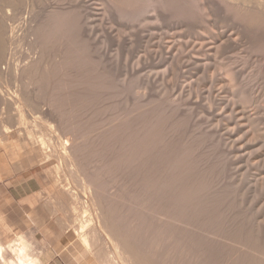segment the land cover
Returning a JSON list of instances; mask_svg holds the SVG:
<instances>
[{
	"label": "rangeland",
	"instance_id": "374dc122",
	"mask_svg": "<svg viewBox=\"0 0 264 264\" xmlns=\"http://www.w3.org/2000/svg\"><path fill=\"white\" fill-rule=\"evenodd\" d=\"M18 1L0 0V20L10 21L14 34L7 52L14 61L0 55V170L6 182L14 175L13 184L31 183L34 193L26 199L24 213L15 218L0 204V238L15 243L23 240L28 259L35 264L43 251L51 264L115 263L102 236L93 239L97 244L90 237V249L74 229L81 210L77 213L71 202L75 193L79 202L86 198L82 199L78 172L62 167L64 148H58L65 146L70 147V155L78 152L72 158L86 179L101 187L92 188L102 198L99 203L114 207H108L112 213L115 210V216L109 217L102 205L109 212V229L114 236L119 234L120 250L130 249L133 262L264 264V13L245 9L240 0ZM65 15L76 26L51 25L54 40L48 36L51 29L45 35L50 20ZM42 24L48 28L44 30ZM27 62H34L31 69H20L17 74L15 69ZM44 136L48 139L45 148L37 139ZM167 180L177 184L178 191ZM192 187L199 194L191 192ZM192 197H202L199 218L194 211L200 202ZM170 199H177L182 207L174 204L177 209ZM154 202L163 204L158 207L165 212L168 207L171 217L155 215L163 209ZM191 212L194 215L189 216ZM182 216L186 219L181 224ZM186 220L199 227L194 223L193 228ZM186 223L196 231L190 233Z\"/></svg>",
	"mask_w": 264,
	"mask_h": 264
},
{
	"label": "bare ground",
	"instance_id": "6f19581e",
	"mask_svg": "<svg viewBox=\"0 0 264 264\" xmlns=\"http://www.w3.org/2000/svg\"><path fill=\"white\" fill-rule=\"evenodd\" d=\"M8 1H12V2H10V4L11 3H13V1L14 2H16L17 3V1L18 0H8ZM20 1V0H19ZM18 1V2H19ZM211 1V0H210ZM240 1H243L241 4H242V6H245V9L247 8H249V10L252 12V10L251 9H253V10H256L257 12H262V13H264V0H240ZM1 3V2H0ZM7 3H9V2H7ZM9 5V4H8ZM232 7H233V4H230ZM6 6H7V4H6ZM227 6V5H226ZM229 6V5H228ZM235 6H238V5H235ZM230 9V8H229ZM232 9V8H231ZM237 10L239 11V7L237 8ZM58 11V10H57ZM233 11V10H232ZM244 11H246V10H244ZM243 11V12H244ZM59 12V11H58ZM250 12V13H251ZM246 13H249L248 11L246 12ZM251 14H256V13H251ZM260 14V13H259ZM242 15V14H241ZM253 15L251 16L252 18H254V17H256V16H258V15H255L254 17H253ZM62 16V15H61ZM261 16V15H260ZM259 16V17H260ZM68 16H66L65 15V17H60L61 19H65V21H63V20H61L60 21V18L58 17V19H57V17H53L51 20H50V22L47 24L46 23V25L45 26H53V25H60V26H62V25H66V24H72V25H74L75 24V22H71L70 20H69V17L67 18ZM240 17V16H239ZM244 17V16H243ZM10 18V17H9ZM73 19V17H71L70 16V19ZM76 19H77V17H75ZM80 18V17H79ZM245 18V17H244ZM261 18H262V16H261ZM2 19L3 20H0V55H4V54H6V57L8 58V60L10 59V60H13V59H11L10 58V52L9 53H7L8 52V49H9V47H10V45H12V42H13V39H14V34H12V30L10 31V29H9V22L7 21V19H6V21L4 20V18L2 17ZM11 19V18H10ZM9 19V20H10ZM43 19V18H42ZM83 19V18H82ZM260 19V18H259ZM262 19H264V18H262ZM77 20H79V19H77ZM81 20V19H80ZM249 20V19H248ZM46 21V20H45ZM48 21H49V19H48ZM63 21V22H62ZM74 21V20H73ZM31 22V21H30ZM35 22V21H34ZM44 21H42V23H43ZM88 22V21H87ZM258 22H259V20H258ZM12 23V22H11ZM83 23H85L86 24V21L85 22H83ZM255 23H256V21H255ZM262 23V22H261ZM43 24H45V22L43 23ZM43 24H42V26H43ZM70 24V25H71ZM76 24H77V22H76ZM76 24H75V26H76ZM88 24V23H87ZM260 24V23H259ZM263 24V23H262ZM11 25V24H10ZM20 25V24H19ZM58 25V26H59ZM42 26L40 25V27H41V30H42ZM52 26H51V28L49 27H46V28H48L47 30H46V28L43 26V29L44 30H46L45 31V35H47L46 34V32L48 33L49 31V29H51V31L48 33V36L49 37H53V36H50L51 35V33H52V31L53 30H55V29H52ZM67 26V25H66ZM78 26V25H77ZM85 26V25H84ZM63 27V26H62ZM68 27V26H67ZM72 27V26H71ZM32 28V27H31ZM37 28H38V25H37ZM53 28H54V26H53ZM66 28V27H65ZM79 28V27H78ZM77 28V29H78ZM34 29V28H33ZM72 29V28H71ZM74 29H75V27H74ZM43 30V31H44ZM58 31V30H57ZM57 31H54V32H57ZM73 31V30H72ZM53 32V33H54ZM40 33H42V32H40ZM67 33V32H66ZM62 34V33H61ZM60 34V36H62ZM69 34H70V32H69ZM29 35V34H28ZM39 35V34H38ZM42 35H43V33H42ZM64 35V34H63ZM73 35V34H72ZM44 36V35H43ZM42 36V37H43ZM67 36H69V35H67ZM77 37H78V35H76ZM21 37H22V35H21ZM31 37V36H30ZM37 37V36H36ZM40 37V36H39ZM45 37H47V36H45ZM45 37H43L44 39H45ZM57 37V36H56ZM18 38V37H17ZM59 38V37H58ZM71 38V37H70ZM69 38V39H70ZM21 39V38H20ZM36 39V38H35ZM43 39V40H44ZM47 39V38H46ZM45 39V40H46ZM53 39V38H52ZM56 39V38H55ZM64 39V38H63ZM30 40V39H29ZM38 40V39H37ZM42 40V41H43ZM54 40V39H53ZM52 40V41H53ZM57 40V39H56ZM59 40V39H58ZM67 40V39H66ZM71 40V39H70ZM31 41V40H30ZM72 41H74V39L72 40ZM22 42V41H21ZM47 42V41H46ZM46 42L44 41V43L46 44ZM65 42V41H64ZM18 43V42H17ZM17 43H15V44H17ZM72 43V42H71ZM65 44H67V43H65ZM69 44V43H68ZM44 45V44H43ZM49 45V44H48ZM47 46V45H46ZM50 46V45H49ZM48 46V47H49ZM20 47V46H19ZM39 47V46H38ZM40 47H41V45H40ZM67 47V46H66ZM74 47V46H73ZM15 48V47H14ZM44 48V47H43ZM61 48V47H60ZM75 48V47H74ZM80 48V47H79ZM11 49H12V47H11ZM46 49V48H45ZM70 48H68V50H69ZM48 50V49H47ZM62 49H60V51H61ZM67 50V51H68ZM77 50V49H76ZM51 51V50H50ZM66 51V50H65ZM38 52V51H37ZM63 52H64V50H63ZM70 52V51H69ZM14 53V52H13ZM40 53V52H39ZM42 53V52H41ZM65 53V52H64ZM67 53V52H66ZM12 54V53H11ZM67 55H68V53H67ZM65 56V55H64ZM4 57H5V55H4ZM3 57V58H4ZM7 58H5V60L7 59ZM18 58V57H17ZM37 58V57H36ZM19 59V58H18ZM41 59V58H40ZM78 59V58H77ZM29 60V59H28ZM65 60H67V59H65ZM75 60H76V58H75ZM14 61V60H13ZM32 61V60H31ZM35 61V60H34ZM71 61V60H70ZM12 62V61H11ZM47 62V61H46ZM63 62V61H62ZM73 62V61H72ZM34 63V62H33ZM33 63H31V62H27V63H25L21 68H20V66H18L17 64V66H18V69H15L16 70V73L18 74V72H20V69L22 70H24L25 72H27L25 69H28V68H30L31 69V67L33 66ZM12 64V63H11ZM11 64H9V65H11ZM44 64V63H43ZM68 64H70V63H68ZM72 64V63H71ZM47 65V64H46ZM14 66H15V63H14ZM37 66V65H36ZM43 66V65H42ZM47 67V66H46ZM52 67V66H51ZM15 68V67H14ZM17 68V67H16ZM39 68V67H38ZM13 69V68H12ZM36 69H37V67H36ZM36 71V70H35ZM31 73V72H30ZM17 74H16V77H17ZM21 74H23V73H21ZM28 75V74H27ZM30 75V74H29ZM24 76V75H23ZM18 78V77H17ZM23 80H24V78H23ZM31 84H34V83H31ZM20 93V92H19ZM18 93V94H19ZM17 94V93H16ZM8 96H10V95H8ZM6 97V96H5ZM13 98H15V100H16V98L17 97H13ZM12 99V98H11ZM30 99V98H29ZM28 99V100H29ZM79 99V98H78ZM31 100V99H30ZM33 100V99H32ZM5 101V100H4ZM8 102V101H7ZM31 102V101H30ZM5 103V102H4ZM15 103V102H14ZM35 103V102H34ZM15 105V104H14ZM41 105V104H40ZM50 111V110H49ZM53 112V111H52ZM51 114V113H50ZM161 115V114H160ZM53 117V116H52ZM165 117V116H164ZM21 118H23V116L21 117ZM160 120H161V118H160ZM159 120V121H160ZM23 121H24V118H23ZM23 121L22 122H20L19 121V123H23ZM25 121H27V120H25ZM158 121V120H157ZM163 122V121H162ZM36 123V122H35ZM165 123V122H164ZM156 125H157V123H156ZM155 125V126H156ZM62 126V125H61ZM142 126H144V125H142ZM4 128V134H7L8 133V128L7 127H3ZM53 128V127H52ZM61 128V127H60ZM154 128V127H153ZM161 128V127H160ZM144 129V128H143ZM151 129V128H150ZM151 130H153V129H151ZM39 131V130H38ZM139 131H141V130H139ZM143 131V130H142ZM148 131V130H147ZM32 132H34V131H32ZM138 132V131H137ZM149 132V131H148ZM31 133V132H30ZM53 133V132H52ZM58 133V132H57ZM128 133V132H127ZM152 133H153V131H152ZM151 133V134H152ZM3 134V135H4ZM38 134H39V132H38ZM60 135H61V133H59ZM123 134V133H122ZM131 134V133H130ZM129 134V135H130ZM137 134V133H136ZM150 134V133H149ZM154 134V133H153ZM34 135H36L35 133H34ZM125 135V134H124ZM123 135V136H124ZM39 136V135H38ZM43 136V135H42ZM149 136V135H148ZM147 136V137H148ZM37 137V136H36ZM57 137V136H56ZM125 137V136H124ZM132 137V136H131ZM131 137H130V139H131ZM143 137V136H142ZM151 137L152 136H150L149 138L151 139ZM40 137H38L37 139H38V141L40 140L42 143H43V146H44V144L46 143V140L48 141V139L44 136L43 138L41 137V139H39ZM53 138V137H52ZM62 138H63V136H62ZM138 138H141V137H138ZM55 139V138H54ZM61 139V138H60ZM64 139V138H63ZM68 139H69V137H68ZM147 139V138H146ZM66 141H67V139H65ZM114 140H115V138H114ZM120 140V139H119ZM129 140V139H128ZM141 140H144V139H141ZM141 140H139L138 139V141H141ZM35 141V140H34ZM37 141V142H38ZM65 141V142H66ZM121 141V140H120ZM147 141V140H146ZM40 142V143H41ZM59 142V141H58ZM127 142H129V143H132V142H130V140L129 141H127ZM48 143V142H47ZM46 143V144H47ZM53 143V142H52ZM60 144H61V146L63 145V143H61V141L59 142ZM69 143V142H68ZM124 143V142H123ZM134 143H137V146H139L140 144H141V142H140V144L138 145V142H134ZM147 143H148V141H147ZM161 143H162V141H161ZM59 144V145H60ZM127 144V143H126ZM126 144H125V146H126ZM145 144V143H144ZM50 145V144H49ZM65 145V144H64ZM69 146H70V144H68ZM150 145V144H149ZM148 145V146H149ZM157 145H159V144H157ZM67 146V145H66ZM132 147L134 146V144H132L131 145ZM160 146H162V145H160ZM171 146V145H170ZM58 147V146H57ZM56 147V148H57ZM179 147V146H178ZM44 148H45V146H44ZM44 148H43V150H44ZM62 148H64V151H62V152H60V153H62V155L60 154V156H61V158L63 159L62 161V167L64 166V168L63 169H65V167L66 168H68V169H71L72 171L73 170H75L76 172H78V173H76L77 175H78V179H80L79 181H80V183H81V185L83 186V190H84V194L82 195L83 197H82V199H84V198H86V200H81L80 199V197H79V199H80V202H79V200H78V198H76L77 196H78V193L76 194L75 193V195H76V197L74 196L73 197V195H72V197L73 198H75L74 200H72V204H71V206L74 204L75 206L73 207L72 206V208L74 209L75 208V211H76V209H77V213H79L78 211H79V209L81 210V212L78 214V216L76 215V218H77V220H78V222L77 223H75L74 222V219H73V221H71V219H72V217H71V219H70V221H71V223L72 222H74L75 224H74V229H76L77 231H78V233H80L81 234V236L80 237H82V241L84 242V246H87V247H89V246H92V244H91V240H90V237H93V238H91L92 239V242H93V239H95L96 237H97V235H100V236H102L104 239H103V241H105V243L106 244H108L109 245V248H111V250L112 251H110V253L109 254H112L113 253V258L114 259H116L114 262L116 263V264H145L144 263V260H143V262H141L140 261V259H139V257H137L138 259H139V261L137 260V258H136V256H135V258H136V262H133L132 260L133 259H131V257H130V252H128L129 250H124L123 252L121 251V250H123V248L121 247V250H120V243H121V241L120 240H118V238H117V236H119V234H117V236H114V233L110 230L111 228L108 226L109 224L108 223H110V222H108V216H109V214H110V216L109 217H111V215L115 212V210H113L114 212L112 213L111 212V210H109V206H111V207H113L112 206V204L111 205H109L108 207L107 206H105V204H103L102 203V205H104V207H107V211L109 210V214L107 213V211H106V209L99 203V201L102 199L101 198V196H100V198H99V195H98V193L97 194H93V192H94V189L92 190V188H93V186L96 188V186L98 185H96L94 182H91L90 180H87L86 179V177H85V175L84 174H82L81 173V170L78 168V166L77 165H80L79 164V162L77 163V162H74V159L72 158L74 155H78V152H77V154H75V152H74V155L73 154H69V150L68 149H70V147H68L67 149H65L66 147L64 146V147H60V148H58V149H62ZM149 148V147H148ZM157 148V147H156ZM159 148V147H158ZM147 149V148H146ZM160 149H162V148H160ZM66 150V151H65ZM68 150V151H67ZM145 150V149H144ZM151 150V149H150ZM158 150V149H157ZM186 150V149H185ZM188 150H190V149H188L187 148V152H188ZM46 151V150H45ZM137 151H140V150H137ZM146 151V150H145ZM144 151V152H145ZM53 152H54V150H53ZM56 152H57V150H56ZM55 152V153H56ZM68 152V153H67ZM127 152V151H126ZM125 152V153H126ZM133 152H135L134 150H133ZM132 152V153H133ZM143 152V151H142ZM143 152V153H144ZM147 152H149V151H147ZM147 152H145V154L147 153ZM157 152V151H156ZM163 152H165V151H163ZM176 152V151H175ZM185 152V151H184ZM44 153H46V152H44ZM138 153L139 152H137V156H139L138 155ZM161 153H162V151H161ZM181 153V152H180ZM192 153V152H191ZM47 154H48V151H47ZM50 154V155H49ZM48 154V156L50 157V156H52L51 154V151H50V153ZM128 154V153H127ZM131 154V153H130ZM164 154H166V153H164ZM184 154V153H183ZM187 154H189V153H187ZM186 154V155H187ZM44 155V154H43ZM56 155H57V153H56ZM73 155V156H72ZM135 155V154H134ZM162 155V154H161ZM190 155V154H189ZM41 156H42V154H41ZM46 156V157H45ZM45 156H43V158L44 159H46L48 156L47 155H45ZM59 156V155H58ZM143 156H144V154H143ZM147 156H148V154H147ZM149 156H150V154H149ZM153 156V155H152ZM160 156V155H159ZM178 156H180V155H178ZM177 156V157H178ZM188 156V155H187ZM57 157V156H56ZM77 157V156H76ZM133 157V156H132ZM131 156H130V158H132ZM145 157H146V155H145ZM163 157V156H162ZM175 157H176V155H175ZM174 157V158H175ZM60 158V157H59ZM129 158V159H130ZM160 158V157H159ZM159 158L157 159V160H159ZM169 158V157H168ZM171 158H173V157H171ZM173 158V159H174ZM41 159V158H40ZM43 159V161H45ZM47 159H49V158H47ZM55 159V158H54ZM135 159V158H134ZM133 159V160H134ZM154 159V158H153ZM79 160V159H78ZM126 160H127V158H126ZM131 161H133L132 159H130ZM136 160V159H135ZM140 160H141V158H140ZM142 160H143V158H142ZM156 160V159H155ZM164 160H165V158H164ZM169 160V159H168ZM175 160H178V158L177 159H175ZM180 160V159H179ZM185 160V159H184ZM46 161H48V160H46ZM60 161V160H59ZM147 161H148V159H147ZM186 161V160H185ZM139 162V161H138ZM141 163H142V161H140ZM136 163H137V160H136ZM140 163V164H141ZM194 163V162H193ZM61 164V163H60ZM129 164H131V163H129ZM139 164V163H138ZM139 164V166L141 167V165ZM174 164V163H173ZM56 165V164H55ZM177 165V164H176ZM181 165V164H180ZM184 166V165H183ZM187 166V165H186ZM80 167H82V165L80 166ZM155 167V166H154ZM153 167V168H154ZM178 167V166H177ZM179 167H181V166H179ZM82 169V168H81ZM156 169H158V168H155V170ZM160 169V168H159ZM165 169V168H164ZM182 169V168H181ZM58 170H60V169H58ZM162 170V169H161ZM192 170V169H191ZM63 171H65V170H63ZM71 171V172H72ZM149 172H150V170H148ZM147 171V172H148ZM169 171H171L170 169H169ZM67 172V171H66ZM74 172V171H73ZM79 172H80V174H79ZM148 172V173H149ZM160 172V171H159ZM162 172V171H161ZM163 172H164V170H163ZM56 173V172H55ZM60 173V172H59ZM147 173V174H148ZM75 174V175H76ZM96 174H98V173H96ZM168 174H169V172H168ZM171 175V174H170ZM170 175L169 176H165V177H170ZM92 176V175H91ZM172 176V175H171ZM173 177V176H172ZM183 177V176H182ZM92 178H93V176H92ZM156 178V177H155ZM171 178V177H170ZM177 178V177H176ZM193 178V177H192ZM97 179H98V176H97ZM142 179V178H141ZM175 179V178H174ZM174 179H172V180H174ZM205 179V178H204ZM203 179V180H204ZM67 180V179H66ZM147 180V179H146ZM157 180H159V179H157ZM171 180V181H172ZM179 180V179H178ZM186 180V179H185ZM189 180H190V178H189ZM198 181V179H195L194 181ZM202 180V179H201ZM148 181H149V179H148ZM156 181V180H155ZM168 181V180H167ZM170 181V182H171ZM180 181V180H179ZM188 181V180H187ZM205 181V180H204ZM146 183H147V181H145ZM150 182V181H149ZM157 182V181H156ZM166 182V181H165ZM169 182V181H168ZM167 182V183H168ZM169 182V183H170ZM174 182H175V180H174ZM176 182H177V180H176ZM79 183V184H80ZM93 183H94V185H93ZM97 183V182H96ZM98 183H100V182H98ZM141 183V182H140ZM144 183V182H143ZM142 183V184H143ZM158 183V182H157ZM186 183V182H185ZM190 183V182H189ZM188 183V184H189ZM200 183V182H199ZM62 184V183H61ZM150 184V183H149ZM160 184V180H159V183L158 184H156V185H159ZM187 184V186H190V185H188ZM190 184H193V183H190ZM196 184H197V182H196ZM204 184H205V182H204ZM102 185V184H101ZM139 185H141V184H139ZM147 185V184H146ZM177 184H172V182H171V186H175L174 187V189L177 187L178 188V186H176ZM178 185H179V183H178ZM203 185V184H202ZM99 186V185H98ZM97 186V188H101V187H98ZM104 186H105V184H104ZM142 186V185H141ZM140 186V187H141ZM144 186H145V183H144ZM148 186V185H147ZM161 186V185H160ZM160 186H158L159 188H163V187H160ZM162 186H163V184H162ZM167 186V185H166ZM166 186H164L166 189H167V187ZM169 186V185H168ZM170 187V186H169ZM180 187V186H179ZM193 187H194V185H193ZM192 187V188H193ZM200 187H203V186H200ZM63 188V187H62ZM68 188H70V187H68ZM68 188H65V189H67L68 190ZM142 188V187H141ZM155 189L157 188V187H154ZM192 188H190L191 189V192H192V190L194 191V188L192 189ZM203 188H205V187H203ZM147 189H149V187H147ZM152 189V188H151ZM149 190V191H152V190ZM164 189V188H163ZM180 189V188H179ZM206 189V188H205ZM208 189V188H207ZM72 191V189H69L68 191ZM98 190V189H97ZM144 191L146 190V189H143ZM168 190V189H167ZM170 190H172V188L170 189ZM175 190H177V189H175ZM181 190V189H180ZM63 191V190H62ZM74 191V190H73ZM93 191V192H92ZM147 192H148V190H146ZM146 191L144 192V193H146ZM178 191V190H177ZM185 191H187L186 193H188V187H187V190H185ZM185 191L183 192V193H185ZM190 191V190H189ZM204 191V190H203ZM206 191V190H205ZM60 193H61V191H59ZM66 192V190L63 192V193H65ZM77 192V191H76ZM83 192V191H82ZM97 192H99V191H97ZM101 192V191H100ZM103 192V191H102ZM141 192H143V191H141ZM153 192V191H152ZM154 192H156V190L154 191ZM153 192V193H154ZM157 192H158V190H157ZM180 192V191H179ZM195 192V191H194ZM196 192H197V189H196ZM196 192H195V194H196ZM201 192V191H200ZM213 192V191H212ZM70 193V192H69ZM143 193V194H144ZM149 193V192H148ZM153 193H152V196H153ZM202 193V192H201ZM73 194V193H72ZM80 194V193H79ZM86 194V195H85ZM147 194V193H146ZM150 194V193H149ZM148 194V195H149ZM161 194V193H160ZM190 194V193H189ZM192 194V193H191ZM190 194V195H191ZM197 194H199L198 192H197ZM207 194V193H206ZM210 194V193H209ZM59 195H61V194H59ZM145 195V194H144ZM167 195V194H166ZM169 195V194H168ZM202 195V194H201ZM143 196V195H142ZM147 196V195H146ZM154 196H155V194H154ZM156 196L157 197H159V199L160 200H162L161 198L163 197L162 195V197H160V195L158 196V194H156ZM177 196V195H176ZM175 196V197H176ZM180 196V195H179ZM185 197H186V195H184ZM183 196V197H184ZM200 196V195H199ZM70 197H71V194H70ZM71 197V198H72ZM157 197H155V199H157ZM170 197V196H169ZM178 197V196H177ZM176 197V198H177ZM189 197V196H188ZM206 197H208V196H205L204 195V198L205 199H207ZM222 197V196H221ZM141 198V197H140ZM170 198H174V195H172ZM180 198V197H179ZM187 198V197H186ZM186 198H185V200H186ZM191 198V197H190ZM189 198V199H190ZM195 198V197H194ZM193 197H192V200H194V201H197V200H199L198 202H200V199L202 198V197H200V198H195L194 199ZM212 198V197H211ZM223 198V197H222ZM100 199V200H99ZM148 199V198H147ZM147 199L145 198V201H147ZM150 199V198H149ZM158 199V200H159ZM164 199V198H163ZM178 199V198H177ZM177 199L175 200V199H170V201L171 200H174L173 201V204L172 205H174V204H180L179 203V201H177ZM182 199V198H181ZM184 199V198H183ZM70 200V199H69ZM158 200H155V201H157V202H160V201H158ZM178 200H180V199H178ZM187 200H188V198H187ZM186 200V201H187ZM215 200V199H214ZM71 201V200H70ZM69 201V202H70ZM75 201V202H74ZM102 201V200H101ZM100 201V202H101ZM150 201V200H149ZM148 201V202H149ZM153 201V200H152ZM168 201H169V199H168ZM177 201V202H176ZM183 201V200H182ZM209 201H211V200H209ZM216 201V200H215ZM74 202V203H73ZM108 201H106L105 203H107ZM144 202V201H143ZM163 202V201H162ZM167 202V198H166V201H165V199H164V204ZM172 202V201H171ZM185 202V201H184ZM189 204H190V202H189V200L187 201ZM186 202V203H187ZM212 202V201H211ZM214 202V201H213ZM51 203V202H50ZM62 203V202H61ZM79 203V204H78ZM110 203V202H109ZM108 203V204H109ZM168 203V202H167ZM167 203H166V206H168L169 204H171V203H168V205H167ZM185 203V204H186ZM203 203V202H202ZM218 203V202H217ZM217 203H216V205H217ZM220 203V202H219ZM223 203V202H222ZM107 204V205H108ZM154 204H155V202H154ZM157 204V207H158V204L159 203H156ZM155 204V205H156ZM182 204V203H181ZM181 204L179 205V206H181ZM193 204V203H192ZM192 204H190V205H192ZM195 204H197V203H195ZM199 204V206L197 205H195V207H196V211H194L195 213L197 212L198 213V211H199V209L202 207L201 206V202L200 203H198ZM213 204V203H212ZM214 204H215V202H214ZM221 204V203H220ZM69 205V204H68ZM142 205V204H141ZM147 205H148V203L146 204V208H147ZM159 205H163V204H159ZM176 205H174L177 209H178V206H176ZM187 205V204H186ZM189 205V206H190ZM223 205V204H222ZM70 206V205H69ZM149 206V205H148ZM201 206V207H200ZM214 206V205H213ZM212 206V207H213ZM144 207V206H143ZM159 207H161V206H159ZM158 207V209H160V210H162L161 211V213L159 214V213H155V212H153V213H155V215L156 214H158V215H162V216H160V217H162L163 218V216L164 215H168L167 217H171V215L173 214V212H172V214H169L170 213V211L168 210L169 208L171 209V206H168V207H166L165 208V210H167L168 212H165L164 211V207H161V208H159ZM182 207V206H181ZM187 207V206H186ZM199 207V208H198ZM208 207V206H207ZM71 208V207H70ZM114 208V207H113ZM145 208V207H144ZM176 208H172V211L174 210V211H176L177 212V210H176ZM185 208V207H184ZM189 208V207H188ZM192 208V209H191ZM198 208V209H197ZM214 208V207H213ZM218 208V207H217ZM142 209V208H141ZM179 209H180V207H179ZM186 209V212H187V214L186 215H188V211H187V208H185ZM184 209V210H185ZM189 209H191V211L193 212V210H195L194 208H193V206L191 207L190 206V208ZM220 209H222L221 207H220ZM69 210H71V209H69ZM143 210V209H142ZM154 211H155V209H153ZM152 210V211H153ZM183 210V209H182ZM198 210V211H197ZM215 210H217V209H215ZM56 211V210H55ZM74 211V212H75ZM144 211V210H143ZM159 211V210H158ZM164 211V212H163ZM225 211V210H224ZM69 212V211H68ZM72 212H73V210H72ZM74 212H73V216H74ZM175 212V213H176ZM182 212V211H181ZM190 212V211H189ZM191 212V213H192ZM203 211H202V208H201V210H200V213H202ZM219 212V211H218ZM76 213V212H75ZM112 213V214H111ZM177 213H179V212H177ZM176 213V214H177ZM184 213V212H183ZM190 213V214H191ZM196 213V214H197ZM107 214H108V216H107ZM152 214V213H151ZM196 214H195V216H196ZM199 214V213H198ZM204 214V213H203ZM214 214V213H213ZM157 215V216H158ZM192 215H194L193 213L191 214V215H189V216H192ZM201 214H199L198 215V217L197 218H199V217H201L200 216ZM208 215V214H207ZM216 215V214H215ZM113 216H115L114 214H113ZM117 216V215H116ZM119 216V215H118ZM189 216H187V217H189ZM75 217V216H74ZM73 217V218H74ZM151 217V216H150ZM159 217V218H160ZM169 217V218H170ZM182 217H185V216H182ZM181 217V218H182ZM194 217V216H193ZM192 217V218H193ZM204 217V216H203ZM76 218H75V220H76ZM158 218V219H159ZM161 218V219H162ZM174 218V217H173ZM180 218V219H181ZM190 218V217H189ZM195 218V217H194ZM206 218V217H205ZM213 218V217H212ZM109 219H111V218H109ZM146 219V218H145ZM179 219V220H180ZM186 219V217L184 218V219H181L182 220V222H181V220H180V222H181V224L182 223H184L183 221ZM214 219V218H213ZM212 219V220H213ZM220 219V218H219ZM76 220V221H77ZM120 220V219H119ZM165 220V219H164ZM167 220V219H166ZM174 220V219H173ZM192 220V219H191ZM196 220V219H195ZM203 221H204V219H202ZM202 220L200 219V221H201V223L202 224H204L203 222H202ZM207 220V219H206ZM222 220V219H221ZM231 220V219H230ZM175 221V220H174ZM189 221V220H188ZM187 220L185 221V222H188ZM193 221V220H192ZM191 221H189L188 223H190ZM205 222V221H204ZM208 222V221H207ZM214 222H215V220H214ZM69 223V222H68ZM71 223H69L68 224V226L69 227H67L68 229L70 228V224ZM168 223V222H167ZM179 223V222H178ZM177 223V224H178ZM188 223H186V229H188L187 227H188ZM195 223V222H194ZM193 223V224H194ZM197 223V222H196ZM195 223V224H196ZM206 223V222H205ZM173 224H176L175 222H173ZM193 224L192 223H190L189 225H192L193 226ZM194 224V225H195ZM201 224V226H203ZM215 224H217V222L215 223ZM220 224V223H219ZM218 224V225H219ZM66 225V224H65ZM184 225V224H183ZM183 225H181V227L183 228ZM197 225H198V227H199V224L197 223ZM221 225V224H220ZM62 226V225H61ZM72 226V225H71ZM158 226V225H157ZM161 226V225H160ZM176 227H177V225H175ZM184 226V227H185ZM205 226V225H204ZM214 226V225H213ZM212 226V227H213ZM226 226V225H225ZM73 227V226H72ZM119 227H121L120 225H119ZM122 229H124V226L122 225ZM159 227V226H158ZM197 227V226H196ZM198 227H197V229H198ZM110 228V229H109ZM168 228V227H167ZM180 228V227H179ZM181 228V229H182ZM192 228V227H191ZM193 228H195V226H193ZM209 228V227H208ZM240 228V227H239ZM117 229V228H116ZM115 229V230H116ZM161 229H163V228H161ZM160 229V230H161ZM174 229V228H173ZM185 229V228H184ZM203 229H206V228H204L203 227ZM225 229V228H224ZM128 230V229H127ZM126 230V231H127ZM149 230V229H148ZM159 230V229H158ZM189 230V229H188ZM191 230V232L193 231L192 229H190ZM190 230H189V232H190ZM200 230H202V229H200ZM215 230V229H214ZM218 229H216V231H217ZM220 230V229H219ZM241 230V229H240ZM239 230V231H240ZM196 230H194V232H195ZM203 231V230H202ZM236 231H238V230H236ZM117 232H119V231H117ZM180 232H181V230H180ZM187 232V231H186ZM190 232V233H191ZM194 232H192V233H194ZM200 232V234L201 235H199V236H201L202 237V233H201V231H199ZM209 232V231H208ZM208 232H206V233H208ZM251 232V231H250ZM129 233V232H128ZM189 233V234H190ZM227 233V232H226ZM236 233V232H235ZM124 234V233H123ZM127 234V233H126ZM187 234H188V232H187ZM205 234V233H204ZM204 234H203V236H204ZM78 235V234H77ZM193 235H195V234H193ZM206 235V234H205ZM221 235V234H220ZM240 235V234H239ZM79 236V235H78ZM120 236H121V234H120ZM124 236V235H123ZM123 236L122 237H119V239H121V238H123ZM192 236V235H191ZM243 236V235H242ZM248 236V235H247ZM125 237V236H124ZM201 237H200V239H201ZM220 237V236H219ZM218 237V238H219ZM192 238V237H191ZM208 238V237H207ZM243 238V237H242ZM196 239V238H195ZM200 239H198V241L200 240ZM204 237H203V239H201V240H203V242H204ZM237 239V238H236ZM236 239H234V240H236ZM99 240V239H98ZM192 240H194V239H192ZM200 240V244L202 245V241ZM250 239H248V241H249ZM256 240V239H255ZM102 241V242H103ZM197 241V239H196V243L198 242ZM213 241V240H212ZM228 241H229V238H228ZM239 241V240H238ZM248 241H247V243H248ZM95 242V241H94ZM93 242V243H94ZM97 242V241H96ZM95 242V243H96ZM101 242V243H102ZM120 242V243H119ZM195 242V241H194ZM206 242V241H205ZM204 242V243H205ZM236 242V241H235ZM99 243V242H98ZM104 243V244H105ZM186 243V242H185ZM198 243V244H199ZM225 243V242H224ZM97 244V243H96ZM103 244V245H104ZM123 244V243H122ZM199 244V245H200ZM213 244V243H212ZM236 244V243H235ZM245 244V243H244ZM251 244V243H250ZM93 245H95V244H93ZM100 245V244H99ZM211 245V244H210ZM239 245V244H238ZM107 246V245H106ZM192 246V245H191ZM208 244H207V249L206 250H209L208 249ZM212 246V245H211ZM228 246V245H227ZM235 246V245H234ZM237 246V245H236ZM254 246V245H253ZM261 246V245H260ZM94 247V246H93ZM206 247H204V248H206ZM233 247V246H232ZM263 247V246H262ZM90 249H91V247H89ZM100 248H102L101 246H100ZM129 248V247H128ZM198 248V247H197ZM204 248L202 247V249L204 250ZM213 248V247H212ZM107 249V248H106ZM105 249V251H102L103 249H101V252L103 253V252H108V250H106ZM199 249V248H198ZM219 249V248H218ZM236 249V248H235ZM242 249V248H241ZM39 250V249H38ZM97 250H100V249H98L97 248ZM97 250H95V251H97ZM230 250V249H229ZM232 250V249H231ZM253 250V249H252ZM259 250V249H258ZM131 251V250H130ZM138 251V250H137ZM142 251V250H141ZM212 251V250H211ZM232 251H234V250H232ZM255 251V250H254ZM261 251V250H260ZM263 251V250H262ZM261 251V252H262ZM40 252V251H39ZM135 252V251H134ZM146 252V251H145ZM218 252V251H217ZM220 252V251H219ZM251 252V251H250ZM97 254H98V252H96ZM136 253V252H135ZM135 253H132V254H135ZM235 253V252H234ZM260 253V252H259ZM101 254V253H100ZM100 254H98V255H100ZM108 254V253H107ZM141 254H143V253H141ZM216 254V253H215ZM221 254V253H220ZM255 254V253H254ZM135 255H139L138 253L137 254H135ZM223 255H225V254H223ZM252 255V254H251ZM251 255L249 256L250 258H251ZM260 255V254H259ZM262 255V254H261ZM260 255V256H261ZM264 255V254H263ZM132 256H134V255H132ZM146 256V255H145ZM221 256V255H220ZM240 256V255H239ZM255 256V255H254ZM96 257V256H95ZM100 257H101V255H100ZM110 257V256H109ZM111 257V258H112ZM232 257V256H231ZM244 257V256H243ZM261 257H263V256H261ZM31 258V257H30ZM98 258V257H97ZM230 258V257H229ZM34 259V258H33ZM36 259H37V257H36ZM101 259V258H100ZM131 259V260H130ZM142 259H143V257H142ZM255 259V258H254ZM263 258H261V260H262ZM98 260V259H97ZM112 260V259H111ZM233 260V259H232ZM108 261V260H107ZM220 261V260H219ZM235 261V260H234ZM152 262V261H151ZM227 262V261H226ZM229 262V261H228ZM241 262V261H240ZM107 263V262H106ZM114 263V264H115ZM250 263H251V261H250ZM261 263V262H260ZM263 263V262H262ZM261 263V264H262ZM0 264H35V261L34 260H32V258L31 259H28V255H27V248H26V244L24 243V241L22 240L21 242H5V241H3V239L2 238H0ZM39 264H44L43 263V259H42V257L41 258H39ZM218 264V263H217ZM226 264V263H225ZM228 264V263H227Z\"/></svg>",
	"mask_w": 264,
	"mask_h": 264
},
{
	"label": "crops",
	"instance_id": "0c3cea01",
	"mask_svg": "<svg viewBox=\"0 0 264 264\" xmlns=\"http://www.w3.org/2000/svg\"><path fill=\"white\" fill-rule=\"evenodd\" d=\"M13 177L14 175L9 177L8 182H6L7 180L4 179L0 170V200H2L0 204L7 207L8 215L12 217L16 215L21 216L24 213V205L28 203L26 199L34 193L30 186L31 183L28 184L21 181L17 184H13L10 181ZM21 191L25 194L19 197L18 194ZM40 255L44 264H51L52 260L49 259V255H45V251L40 252ZM43 255L45 257H43Z\"/></svg>",
	"mask_w": 264,
	"mask_h": 264
}]
</instances>
